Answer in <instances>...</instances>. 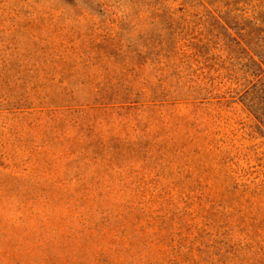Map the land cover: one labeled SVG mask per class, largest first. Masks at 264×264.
Listing matches in <instances>:
<instances>
[{
  "label": "rangeland",
  "instance_id": "rangeland-1",
  "mask_svg": "<svg viewBox=\"0 0 264 264\" xmlns=\"http://www.w3.org/2000/svg\"><path fill=\"white\" fill-rule=\"evenodd\" d=\"M238 1L0 0V264H264V0Z\"/></svg>",
  "mask_w": 264,
  "mask_h": 264
},
{
  "label": "trees",
  "instance_id": "trees-1",
  "mask_svg": "<svg viewBox=\"0 0 264 264\" xmlns=\"http://www.w3.org/2000/svg\"><path fill=\"white\" fill-rule=\"evenodd\" d=\"M229 1H233V0H229ZM242 0L238 1V2H241ZM233 5H236V3H234Z\"/></svg>",
  "mask_w": 264,
  "mask_h": 264
}]
</instances>
